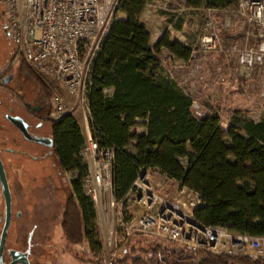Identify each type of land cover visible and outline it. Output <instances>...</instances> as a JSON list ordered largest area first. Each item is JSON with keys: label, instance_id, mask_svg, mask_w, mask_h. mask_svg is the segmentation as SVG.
<instances>
[{"label": "trees", "instance_id": "obj_1", "mask_svg": "<svg viewBox=\"0 0 264 264\" xmlns=\"http://www.w3.org/2000/svg\"><path fill=\"white\" fill-rule=\"evenodd\" d=\"M153 1L122 0L117 13L123 17L111 22L92 64L88 125L99 148L113 149V196L123 200L141 170L154 168L178 189L186 188L198 195L200 203L193 214L202 224L264 235V119L256 121L237 110L224 130L216 110L194 112L193 99L177 82L159 73L156 59V52L163 50L166 57L188 61L193 57L191 49L172 39L169 30L152 48L151 35L140 23ZM183 1L187 9L221 13L230 12L238 4V0ZM176 10L178 6L174 5L169 13L163 12L173 31H179L183 24ZM18 67L20 74L36 83L49 101L54 93L63 94L56 80L43 79L23 61ZM139 122L145 129L135 134L132 130ZM50 127L52 154L59 169L77 172L61 212L62 236L70 246L86 240L97 256L102 246L94 229L96 210L83 182L88 171L81 155L85 135L71 113L52 119ZM173 250L159 243L147 248L132 246L110 264H148L152 259L175 257ZM197 264L264 261L206 252Z\"/></svg>", "mask_w": 264, "mask_h": 264}, {"label": "rangeland", "instance_id": "obj_2", "mask_svg": "<svg viewBox=\"0 0 264 264\" xmlns=\"http://www.w3.org/2000/svg\"><path fill=\"white\" fill-rule=\"evenodd\" d=\"M174 5L178 6L176 11L183 19L179 31H173L167 23L166 13ZM235 10L234 7L230 12H211L206 8L187 9L183 0H154L140 17V23L151 35L152 48L162 33L169 30L172 39L191 49L193 57L188 61L166 57L163 50L156 52L159 73L177 82L182 91L190 95L194 102V112L216 110L224 130L228 128L232 113L237 110L244 111L256 121L264 119V64L255 66L250 76L242 71L239 63L242 49L254 46L257 38L254 37L253 26L248 24L245 16H236ZM2 13L4 15L0 3V68L10 61L17 70L20 62L15 60L16 46L8 35L7 21ZM116 17L123 16L117 13ZM208 22H211V30L220 38V47L214 52H204L199 47L200 37ZM23 79L20 82L26 92L25 100L29 101L33 99V92L39 89L36 83ZM62 92L57 93L64 99L68 108L66 113L74 115L86 136L81 105L63 89ZM7 116L21 118L26 126L29 122V115L21 100L0 93V158L9 185L12 211L6 250L23 252L31 264H110L112 259L122 257L132 246L147 248L148 245L161 244L152 238L133 236L122 243L116 239L111 247H106L104 243L111 234L114 235L115 225L104 215L106 213L101 214L99 222L96 213L94 229L102 246L99 254H93L86 240L77 246L68 245L60 230V219L70 183L77 172L60 170L52 149L25 140L7 120ZM144 129L142 122H139L132 132L140 134ZM28 130L36 137L51 138L48 122L40 129L31 125ZM148 173L151 182L162 195L180 198L184 202L192 200L193 194H180L176 184L158 170L150 169ZM126 208L131 212L136 211L130 200ZM4 209L0 184V232ZM161 245L171 246L166 243Z\"/></svg>", "mask_w": 264, "mask_h": 264}, {"label": "built area", "instance_id": "obj_3", "mask_svg": "<svg viewBox=\"0 0 264 264\" xmlns=\"http://www.w3.org/2000/svg\"><path fill=\"white\" fill-rule=\"evenodd\" d=\"M121 2L0 0L8 35L16 46L15 60L34 68L43 79L59 82L81 105L86 122L85 145L81 151L88 169L83 179L85 193L94 204L98 221L101 214L106 213L104 215L115 225L114 235L108 237L104 246L111 247L116 239L122 243L133 236H146L161 244H170L175 253V257L152 259L148 264H181V261L197 264L206 252L264 261V235H248L202 224L193 214L200 203L198 195L186 188L179 189V193L193 194L189 202L162 195L151 182L149 169L141 170L123 200H115L111 171L114 152L111 148H99L91 137L87 96L93 60ZM235 11L236 16H245L257 38L254 46L242 49L239 59L242 71L250 76L255 66L264 64V0H238ZM211 26L208 22L200 37L199 47L204 52H214L220 47V38ZM51 103L53 120L68 110L58 93L52 95ZM128 200L132 201L135 212L124 207Z\"/></svg>", "mask_w": 264, "mask_h": 264}, {"label": "flooded vegetation", "instance_id": "obj_4", "mask_svg": "<svg viewBox=\"0 0 264 264\" xmlns=\"http://www.w3.org/2000/svg\"><path fill=\"white\" fill-rule=\"evenodd\" d=\"M2 17L4 18V20H6V17L5 15H3V13H2ZM23 78L24 77L19 72V67L17 68V70H15V68H13V65L10 61L8 63L6 62V64L0 68V93L7 97H10L11 99L17 98L21 100L23 107L25 108L26 112L29 115V122H27V130L31 125H33V127L36 129H40L45 122L50 123V121L52 120L53 105L51 101H49L48 98L43 93H41L40 90H36L35 92H33L34 95L33 99L26 101L25 100L26 92L25 90L23 91V85L20 82V80H24ZM14 128L19 132V130L15 126ZM29 134L32 137L41 138L32 135L30 132ZM21 136L23 137L22 134ZM27 141L38 143L31 140H27ZM38 144H41L42 146L45 147L49 146L50 148L52 146V143L51 145L42 144V143H38ZM27 259L29 261V264H31L28 257ZM11 261H12L11 250H6V248L4 247L2 254V264H9ZM17 264H21V263H17Z\"/></svg>", "mask_w": 264, "mask_h": 264}, {"label": "water", "instance_id": "obj_5", "mask_svg": "<svg viewBox=\"0 0 264 264\" xmlns=\"http://www.w3.org/2000/svg\"><path fill=\"white\" fill-rule=\"evenodd\" d=\"M7 120L19 130V132L23 135L25 139L42 144L51 145L52 143L51 139L32 137L27 130L26 124L21 118L7 116ZM0 184H1L2 196L4 199V207H5L4 222L0 232V264H2V254L5 247L7 231L11 222L12 211H11V194L1 158H0ZM11 256H12V261L9 264H17V263L29 264L26 255L21 252L11 251Z\"/></svg>", "mask_w": 264, "mask_h": 264}, {"label": "crops", "instance_id": "obj_6", "mask_svg": "<svg viewBox=\"0 0 264 264\" xmlns=\"http://www.w3.org/2000/svg\"><path fill=\"white\" fill-rule=\"evenodd\" d=\"M154 169V168H153ZM150 170V169H149ZM156 170V169H155ZM164 175V174H163ZM164 177L166 178V176L164 175ZM167 179V178H166Z\"/></svg>", "mask_w": 264, "mask_h": 264}]
</instances>
